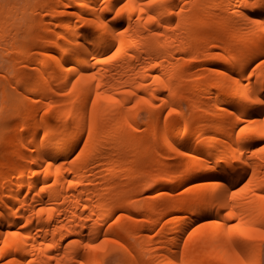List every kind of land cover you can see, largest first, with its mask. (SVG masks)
Here are the masks:
<instances>
[{"label":"bare ground","instance_id":"obj_1","mask_svg":"<svg viewBox=\"0 0 264 264\" xmlns=\"http://www.w3.org/2000/svg\"><path fill=\"white\" fill-rule=\"evenodd\" d=\"M0 49V264H259L264 0H0Z\"/></svg>","mask_w":264,"mask_h":264},{"label":"rangeland","instance_id":"obj_2","mask_svg":"<svg viewBox=\"0 0 264 264\" xmlns=\"http://www.w3.org/2000/svg\"><path fill=\"white\" fill-rule=\"evenodd\" d=\"M34 1H37V0H22L23 4L25 3V5L33 3ZM32 61L33 60H30L28 62L29 66L32 65ZM4 64H8L10 67H13L12 65H14L15 62L11 61V59L7 55H5L4 51L2 49H0V69H1V67H3ZM11 83H12L11 80L7 76L6 77H1V79H0V84L4 86V89H3L2 92L6 93L12 99V101L17 102L21 98V92H19V91L22 90L23 86L21 85L20 87H18L19 88L18 89L17 87L12 85ZM21 113L22 114L24 113V108L21 110ZM7 115L8 114H6V113L3 114V115H0V134L1 133L5 134L11 128H13L14 119L8 117ZM164 115H165V112L162 113V118L164 117ZM0 143H3V142H0ZM2 148H3V145L0 144V155L2 154ZM164 160H166V162H169V163H176L178 161V158L173 152H170V153H165L164 154ZM246 178H244L243 180L239 181V183H237L238 185H236V187L240 186L246 180ZM158 188H159V184H156L155 188L153 190V194L158 191ZM181 190H182L181 186H176V187H173L172 189L168 190V192H171V196L172 197H176L178 192H180ZM143 196H144V193L143 194L141 193L138 198L141 199ZM121 212L122 211H118L117 213L112 215V217H110V219L106 222V225H108L109 223L113 222V220L116 218V216L119 213H121ZM168 214L169 213L167 212L164 216H162L161 219L164 220V218ZM145 233H146L145 231H140L138 233V235H137V238L139 240H141L144 237ZM188 233H189V230L186 229L184 232H182L181 235L185 236ZM133 242H134V240L127 241L126 244L133 243ZM259 243H260L259 246H256V248L254 250V253H256V262L259 261V264H264V241H260ZM109 249H111V248H109ZM130 258H131L130 256L125 254V251L123 249H119V248L114 246V248L112 247V249L110 251H108V252H106V253H104L102 255L101 263L102 264H129V261H130L129 259Z\"/></svg>","mask_w":264,"mask_h":264},{"label":"snow or ice","instance_id":"obj_3","mask_svg":"<svg viewBox=\"0 0 264 264\" xmlns=\"http://www.w3.org/2000/svg\"><path fill=\"white\" fill-rule=\"evenodd\" d=\"M122 10V9H121ZM116 15L119 16L120 15V10H118L116 12ZM149 19H152V17H149ZM95 103V102H93ZM146 103V101H145ZM253 103H256V104H260V103H264V101H261L260 99L259 100H255L253 101ZM262 200H264V196H261L260 197ZM228 216L231 217L232 216V213H228ZM227 231L229 233H233V232H236L238 233L240 236L244 237V239L246 240H254L256 239L255 236H251V235H246V233H249V232H252V233H256L259 237V239L261 241H264V230H262L261 228H248V229H241L239 225H237L235 228L229 226ZM113 243H115V241H113ZM93 247L95 248H100V245H94ZM240 264H243V261L240 262Z\"/></svg>","mask_w":264,"mask_h":264}]
</instances>
